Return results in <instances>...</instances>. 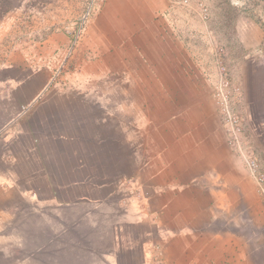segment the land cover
<instances>
[{
    "label": "crops",
    "instance_id": "1",
    "mask_svg": "<svg viewBox=\"0 0 264 264\" xmlns=\"http://www.w3.org/2000/svg\"><path fill=\"white\" fill-rule=\"evenodd\" d=\"M115 1L93 18L76 53L94 69L77 86L87 96L48 95L54 82L46 73L43 81L1 82L11 84L12 98L30 96L0 127V218L25 232L34 221L36 253L55 249L48 264H150L154 246L166 264H264V201L218 124L200 112L192 124L175 110L129 112L127 97L92 95L106 90L107 74L119 76L120 88L141 87L129 71L139 73L152 52L176 49L167 33L173 17L142 15L168 8L167 0H120L121 19L112 14ZM166 62L154 84L175 87ZM145 140L160 149H145Z\"/></svg>",
    "mask_w": 264,
    "mask_h": 264
},
{
    "label": "rangeland",
    "instance_id": "2",
    "mask_svg": "<svg viewBox=\"0 0 264 264\" xmlns=\"http://www.w3.org/2000/svg\"><path fill=\"white\" fill-rule=\"evenodd\" d=\"M167 1L168 8H143L142 15L173 17L169 18L168 25L172 33H167L168 37H174L169 43H174L176 47L172 48L176 49H170L167 57L152 52L145 57L139 73L129 71L141 79V82H134L141 83V87L138 84L120 88L117 85L119 76L107 74L103 79L116 81L117 86L112 87L111 82L104 81L108 83L106 90L97 88V93L93 91L92 95L101 96V92H106L105 95L116 98L127 97L129 112L160 109L159 112L168 114L175 110L177 114L185 113L188 121L192 119L191 124L193 115L197 116L195 112L204 113L211 118L210 122L224 130L228 145L243 158V166L248 169L247 162L254 160L258 172L264 175V7L258 3L261 0L255 3L254 0H190L189 6L182 5L179 0ZM107 3L108 0H16L10 4L11 9L0 16V127L7 116L17 115L15 113L24 104L20 102L30 96L26 90H19L20 93L10 97L11 84L1 83L3 81L22 82L33 75L43 81L46 73L49 81L54 82L50 85L52 88L47 89L52 90L48 95L73 98L88 95L77 86L87 74L91 81L94 69H86L90 60L82 54L76 60V53L84 47L82 36L89 31L93 18ZM199 3H203L204 8ZM121 5L120 0H116L112 6V14L120 19ZM81 29L82 34L79 33ZM187 52L191 53V58L183 57ZM166 58L170 60L175 87L154 84L157 79L161 81L159 75L163 71L157 70V66L161 65V60L167 63ZM188 61L192 66L186 65ZM39 71L41 73L33 74ZM43 95L46 93H41ZM153 96H157L158 104H152ZM135 98L141 101L140 107L131 103ZM66 101L76 107V102ZM22 111L29 109L25 107ZM92 112L101 111L95 108ZM176 122L183 126L187 121ZM146 134L144 131V136ZM151 147L160 149L158 143L145 140L144 148L151 150ZM7 220V217L0 218V229L3 228L0 264H48L55 249L36 253L41 244L39 226L33 221L25 232L18 222L9 227ZM8 239H11L10 247L6 246Z\"/></svg>",
    "mask_w": 264,
    "mask_h": 264
},
{
    "label": "built area",
    "instance_id": "3",
    "mask_svg": "<svg viewBox=\"0 0 264 264\" xmlns=\"http://www.w3.org/2000/svg\"><path fill=\"white\" fill-rule=\"evenodd\" d=\"M179 2L184 6L190 5V0H179ZM198 5L202 8H204V6H205L203 3H199ZM204 12H206V10H204ZM204 16L207 17V13H205ZM82 32H83V30L81 29L79 31V33L82 34ZM247 167L256 179V183H257L258 191H259L258 193H260V195H262V197L264 198V175H261L258 172V165H257L256 161H254V160H249L247 162ZM154 250L155 251H154V253H152V260L150 261V264H166L165 260L163 258V252H162L161 247L160 246H154Z\"/></svg>",
    "mask_w": 264,
    "mask_h": 264
},
{
    "label": "trees",
    "instance_id": "4",
    "mask_svg": "<svg viewBox=\"0 0 264 264\" xmlns=\"http://www.w3.org/2000/svg\"><path fill=\"white\" fill-rule=\"evenodd\" d=\"M16 0H0V16H3L11 9L10 4Z\"/></svg>",
    "mask_w": 264,
    "mask_h": 264
}]
</instances>
